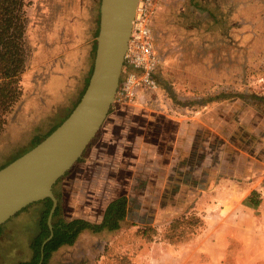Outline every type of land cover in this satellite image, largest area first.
<instances>
[{"label":"crops","instance_id":"0c3cea01","mask_svg":"<svg viewBox=\"0 0 264 264\" xmlns=\"http://www.w3.org/2000/svg\"><path fill=\"white\" fill-rule=\"evenodd\" d=\"M247 7L264 14V0H163L154 20L164 40L159 87L134 103H115L85 158L54 185L58 223L92 226L56 256L88 240L95 244L80 261L88 264H264V164L230 147L224 124L207 111L224 110L225 84L235 78L234 66L226 67L234 50L228 56L223 49L234 43ZM259 45L252 42V55ZM212 95L217 100L206 102ZM121 199L120 227L96 230ZM31 204L39 226L42 205ZM3 225L0 243L15 233ZM33 238L29 256L15 247L18 258L10 262L0 251V264H31Z\"/></svg>","mask_w":264,"mask_h":264},{"label":"rangeland","instance_id":"374dc122","mask_svg":"<svg viewBox=\"0 0 264 264\" xmlns=\"http://www.w3.org/2000/svg\"><path fill=\"white\" fill-rule=\"evenodd\" d=\"M28 1L30 53L19 80L23 102L14 118L10 116L0 137V159L6 156L8 160L11 152L30 145L34 136L45 134L66 116L85 87L96 54L94 43L99 33L101 0ZM257 15L251 14L248 7L241 9L239 25L231 33L234 43L232 40L231 46L223 49L228 56L234 50V63L226 67L234 66L235 80L225 84L224 110L211 105L207 111L224 124L228 139L234 141L230 147L237 146L240 154L257 156L260 164H264V14ZM255 18L259 21L257 24ZM154 33L163 58L164 40L156 23ZM255 39L260 45L252 55L250 46ZM46 41L59 44L50 49V56ZM209 51L216 52V48L211 47ZM205 100L212 102L217 97L212 95ZM29 207L3 225H6L5 231L15 230L14 238L0 243V251L6 256L9 254L10 262L18 258L13 254L15 247L23 250L22 257L32 252L30 243L39 229V211L37 207L33 211ZM178 228L174 232L181 231ZM93 244L87 240L58 256L55 252L52 264H88L80 261Z\"/></svg>","mask_w":264,"mask_h":264},{"label":"water","instance_id":"95a60500","mask_svg":"<svg viewBox=\"0 0 264 264\" xmlns=\"http://www.w3.org/2000/svg\"><path fill=\"white\" fill-rule=\"evenodd\" d=\"M138 2L101 0L94 67L80 101L51 134L0 168V226L31 203L50 198L52 237L58 205L53 187L84 155L116 100Z\"/></svg>","mask_w":264,"mask_h":264},{"label":"trees","instance_id":"16d2710c","mask_svg":"<svg viewBox=\"0 0 264 264\" xmlns=\"http://www.w3.org/2000/svg\"><path fill=\"white\" fill-rule=\"evenodd\" d=\"M29 4L30 1L28 0H0V137L5 132L4 130L5 128H7V125L10 122V116L11 118H14V115L17 113L18 108H20L23 102V94L19 80L21 74H23L26 69V62L30 53V44L28 43L29 41L27 37L31 21V15L28 13L27 9ZM97 32L99 31L97 30ZM56 45L59 46V44L55 42H45V47L48 49V51L50 49H53V47H55ZM96 48L97 41L95 40L94 52H96ZM48 54L49 56L51 55V50ZM93 67L94 63L92 64L89 71V76L86 79V84L83 91L81 92L77 102L66 114V116L58 124L51 127L45 134H38L34 136L30 142V145L21 147L18 150L16 149L14 152H11L10 156L7 157L8 160L6 159V156L1 158L0 168L4 167L14 159L18 158L19 156L36 146L39 142H41L49 134H51L69 116V114L80 101L87 88L90 76L93 71ZM226 148V151H229L230 147L227 146ZM87 149L85 150L84 155L78 160V162L82 161L85 158ZM215 149L218 150L216 145L213 150ZM237 153V151L228 153V167H230V165L233 163L232 157H235ZM38 204L42 205V211L38 226L39 231L32 241L33 257L31 260V264H39L42 255L44 256V260L41 264H46L47 259L54 251H56L64 244H74L79 232L83 228L91 225L83 221L61 225V223H58L57 220V216L59 214L58 206L52 217L53 235L52 237H50L51 230L48 226L47 220L53 202L50 198H46L38 201ZM123 206L124 200L122 199L119 202H113L112 204H110V206L106 210L103 222L99 225H94L95 229L101 230L104 227L116 229L120 227V221L124 217Z\"/></svg>","mask_w":264,"mask_h":264},{"label":"built area","instance_id":"2783aa9c","mask_svg":"<svg viewBox=\"0 0 264 264\" xmlns=\"http://www.w3.org/2000/svg\"><path fill=\"white\" fill-rule=\"evenodd\" d=\"M163 0H139L125 54L115 103H134L140 92L159 87L155 77L162 65L154 20Z\"/></svg>","mask_w":264,"mask_h":264}]
</instances>
